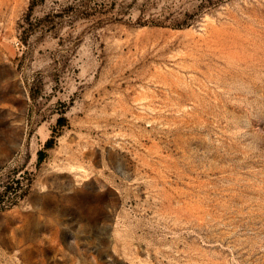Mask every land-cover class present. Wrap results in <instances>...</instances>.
<instances>
[{
  "label": "rangeland",
  "instance_id": "374dc122",
  "mask_svg": "<svg viewBox=\"0 0 264 264\" xmlns=\"http://www.w3.org/2000/svg\"><path fill=\"white\" fill-rule=\"evenodd\" d=\"M0 264H264V0H0Z\"/></svg>",
  "mask_w": 264,
  "mask_h": 264
},
{
  "label": "trees",
  "instance_id": "16d2710c",
  "mask_svg": "<svg viewBox=\"0 0 264 264\" xmlns=\"http://www.w3.org/2000/svg\"><path fill=\"white\" fill-rule=\"evenodd\" d=\"M62 121H63V118H60V119H59V122H62ZM43 154H44L43 151H39V152H38V159H39V160H41V158L43 157Z\"/></svg>",
  "mask_w": 264,
  "mask_h": 264
}]
</instances>
